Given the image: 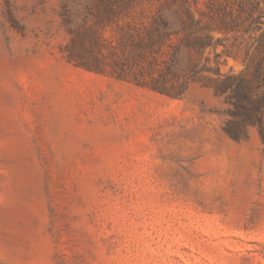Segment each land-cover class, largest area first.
Returning a JSON list of instances; mask_svg holds the SVG:
<instances>
[{
    "label": "rangeland",
    "instance_id": "1",
    "mask_svg": "<svg viewBox=\"0 0 264 264\" xmlns=\"http://www.w3.org/2000/svg\"><path fill=\"white\" fill-rule=\"evenodd\" d=\"M239 82L261 102L264 0H0V264H264Z\"/></svg>",
    "mask_w": 264,
    "mask_h": 264
},
{
    "label": "trees",
    "instance_id": "2",
    "mask_svg": "<svg viewBox=\"0 0 264 264\" xmlns=\"http://www.w3.org/2000/svg\"><path fill=\"white\" fill-rule=\"evenodd\" d=\"M172 26L173 25L170 22L169 15H167L166 13L160 12V14L158 15L156 19V24H155L156 30H158V32L162 33L163 35H168L174 30ZM230 96H236L238 99L235 104V108H236L235 114L242 113V114H246V116L248 117L251 116L252 112L261 110V102H264V95H263L261 98V102H256L252 104L250 107H247L243 103V101L244 100L249 101V96H248L247 90L245 89L244 85L241 82L237 84L235 91L232 94H230ZM226 130L233 137L237 136L236 127L228 126L226 127Z\"/></svg>",
    "mask_w": 264,
    "mask_h": 264
}]
</instances>
